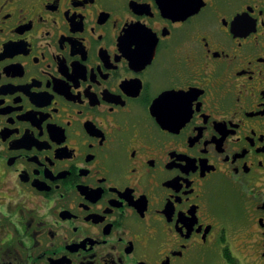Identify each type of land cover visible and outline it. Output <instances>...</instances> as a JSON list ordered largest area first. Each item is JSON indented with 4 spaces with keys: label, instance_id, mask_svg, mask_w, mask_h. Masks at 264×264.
I'll return each instance as SVG.
<instances>
[{
    "label": "flooded vegetation",
    "instance_id": "af4514ba",
    "mask_svg": "<svg viewBox=\"0 0 264 264\" xmlns=\"http://www.w3.org/2000/svg\"><path fill=\"white\" fill-rule=\"evenodd\" d=\"M262 158L264 0H0V264H264Z\"/></svg>",
    "mask_w": 264,
    "mask_h": 264
},
{
    "label": "rangeland",
    "instance_id": "374dc122",
    "mask_svg": "<svg viewBox=\"0 0 264 264\" xmlns=\"http://www.w3.org/2000/svg\"><path fill=\"white\" fill-rule=\"evenodd\" d=\"M232 251L234 252L235 255H238L239 252H237L234 248V246L232 245ZM240 255H238L236 258L239 259ZM237 259V264H240L241 261H239ZM207 261V260H206ZM206 264H228L226 261H224L221 257V255H218V254H214L211 259L209 261L206 262Z\"/></svg>",
    "mask_w": 264,
    "mask_h": 264
},
{
    "label": "trees",
    "instance_id": "16d2710c",
    "mask_svg": "<svg viewBox=\"0 0 264 264\" xmlns=\"http://www.w3.org/2000/svg\"><path fill=\"white\" fill-rule=\"evenodd\" d=\"M230 260H233V258H232V257H230Z\"/></svg>",
    "mask_w": 264,
    "mask_h": 264
},
{
    "label": "snow or ice",
    "instance_id": "6c2138e0",
    "mask_svg": "<svg viewBox=\"0 0 264 264\" xmlns=\"http://www.w3.org/2000/svg\"><path fill=\"white\" fill-rule=\"evenodd\" d=\"M162 100H163V98H161ZM262 159H264V158H262Z\"/></svg>",
    "mask_w": 264,
    "mask_h": 264
}]
</instances>
